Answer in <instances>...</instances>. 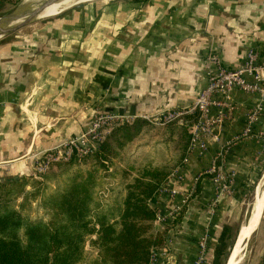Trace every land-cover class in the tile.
Masks as SVG:
<instances>
[{
	"label": "crops",
	"instance_id": "1",
	"mask_svg": "<svg viewBox=\"0 0 264 264\" xmlns=\"http://www.w3.org/2000/svg\"><path fill=\"white\" fill-rule=\"evenodd\" d=\"M76 6L37 31L0 37V178L32 174L37 157L79 136L96 111L145 115L190 106L207 84L205 57L211 48L232 67L250 47L264 48V0H107ZM232 96L239 109L225 123L221 140L209 141L203 154L193 153L178 183L185 192L202 173L182 218L156 220L166 231L159 264H195L205 235L211 261L224 225L264 165V139L243 134L248 107L258 96L240 89ZM216 155L234 175L231 193L217 200L213 176L203 172ZM171 204L169 196H158L161 213ZM257 232L248 264L264 262V221Z\"/></svg>",
	"mask_w": 264,
	"mask_h": 264
},
{
	"label": "trees",
	"instance_id": "2",
	"mask_svg": "<svg viewBox=\"0 0 264 264\" xmlns=\"http://www.w3.org/2000/svg\"><path fill=\"white\" fill-rule=\"evenodd\" d=\"M198 117L194 113L168 124L170 135L181 140L179 156L173 162L159 165L148 161L138 167L128 164L127 168H117L124 188V194L117 197L99 195L104 183L101 171H109L116 154L107 139L92 154L96 162L90 169L79 165L88 156H74L59 163L58 172L45 173V181H34L29 190V176L0 178V264H150L153 249L165 240L154 228L160 188L183 164L191 142L189 127ZM134 124L139 131L149 125L144 120ZM127 126L114 129L125 130ZM48 181H55L54 187ZM38 197L36 209L45 210L46 218L30 215L32 202ZM228 234L226 224L213 264H226ZM91 235H96L91 238L96 254L86 250Z\"/></svg>",
	"mask_w": 264,
	"mask_h": 264
},
{
	"label": "built area",
	"instance_id": "3",
	"mask_svg": "<svg viewBox=\"0 0 264 264\" xmlns=\"http://www.w3.org/2000/svg\"><path fill=\"white\" fill-rule=\"evenodd\" d=\"M207 84L200 91L195 101L188 107L167 109L156 114L145 115H117L114 113L94 114L92 123L79 136L66 140L62 144L45 151L36 158L35 169L39 173L47 172L51 166L68 162L74 156L85 157L93 154L99 144L111 133L115 126L130 124L139 119L153 124L165 125L186 115L198 113L199 117L191 128V142L183 164L178 166L160 188V194H165L172 199L171 206L165 213L158 210V221H167L181 214L187 205L190 196L195 192L196 183L202 173H198L194 184L187 191L178 187V183L186 177L187 167L191 155L197 151L203 154L209 147V141H220L225 123L234 118L239 109L232 93L240 89L249 94L258 96V99L249 105L247 110V126L244 135H256L264 139V48L250 47L242 63L237 67L227 65L221 55L211 48L205 57ZM255 132V133H254ZM240 136H237L238 139ZM220 155H216L209 167L203 171L213 176V181L218 187V196L231 193L233 173H228L219 165ZM215 200V201H216ZM215 201L210 210L215 208ZM207 236L200 241L196 264H202L207 253ZM150 264H159L165 253L156 247L152 251ZM264 264V263H263Z\"/></svg>",
	"mask_w": 264,
	"mask_h": 264
},
{
	"label": "rangeland",
	"instance_id": "4",
	"mask_svg": "<svg viewBox=\"0 0 264 264\" xmlns=\"http://www.w3.org/2000/svg\"><path fill=\"white\" fill-rule=\"evenodd\" d=\"M22 1L23 0H0V17L13 11ZM93 1H107V0H93ZM90 2L92 1L85 2L82 4L87 5ZM76 7L77 6L67 9L66 12L62 13L60 16L71 15L73 13V10ZM47 16L48 14H46L44 17L36 18L34 21L19 28L15 32L23 33V32H29V31H37L42 26H46L45 24L47 23V21H49L50 18L54 17V16H50V17H47ZM96 112H101V111H96ZM101 113H105V112H101ZM139 120H142V119H139ZM134 123L135 122L128 124L125 130L113 129L106 138L107 141H110L112 145L114 146V149L116 150V154L112 155L113 164L108 162L110 165L109 171H104V170L101 171V174H103L104 176L103 177L104 183L102 187L99 188V195H101L102 198L103 197L105 198L106 197H109V198L117 197V196L124 194L123 178L121 177V173L119 172V170H117V168L118 169H121L124 167L127 168L128 164H133L138 167L148 161H152L155 164L162 165L167 162H173L179 156V146L181 145V140L178 135H174V136L170 135V132L168 130V124H170L171 122L165 125H159V124H153L147 121V123L151 126L148 125L147 129L140 130V131L138 129V126H136ZM117 126H115L114 128H116ZM190 128L191 127H189V133H190ZM95 162L96 160L94 156L91 154L87 158H84L82 161H80L79 165L84 169H90ZM59 169H60L59 164H56V165L51 166V168L45 173L58 172ZM263 172H264V168L262 166L260 173L256 175V178L253 180V182L250 183L246 187L245 197L238 204V207L234 209L233 214L230 216V219L227 223L229 225V234H228L229 236L224 246V252L231 251V248L234 244L233 242L236 240L235 238L237 237L240 227L245 223L249 225L248 221H250V218L254 211L253 210L255 206L254 204L259 202V204L261 205L262 200H263L262 205L264 204V193H262L261 196L257 198L258 200H256V191L258 189V186L262 182L261 178H262ZM45 173H39L35 169V164H34V169H33L32 174L26 175V176H29V186L27 189L28 190L33 189L35 185L34 181L36 180L45 181V177L44 178L42 177ZM130 178L131 176L128 179ZM48 182H49L48 183L49 185L54 187L55 181H48ZM39 198L40 197L33 200L32 209L30 210V215L31 217H35L37 216V214H39L46 218L47 215L45 214L46 213L45 210L41 208H39V210L36 209ZM21 200H22V197L18 199V202H20ZM260 205L258 207V204H257L255 208L256 216L253 220L251 230L254 226H256L258 222L257 217L262 209V205L261 207ZM183 213L184 211L175 217L177 221H179L182 218ZM262 221H264V211H263L261 221L260 223H258L256 227L257 228L256 231L250 236L247 246H245L244 248V258L240 264H248L251 253H252L253 244L255 242V238L258 233L257 231L261 227ZM161 222H164V224H168V222H170V219H167V221H161ZM157 227L159 226L156 224V221H155L154 222L155 230L165 236V240L161 245L158 246L159 248L166 244V233H165L166 231L165 229L160 230ZM251 230H250V233H251ZM91 238H96V235H91L90 237L87 238L86 250L92 251L91 253L96 254L95 249L92 248V245H91ZM213 261H214V257L211 259V261H209V253H208V247H207V253L205 254V260L202 264H208V262H210V264H213ZM221 261H223V256L220 258V262ZM263 263L264 262H262L261 264Z\"/></svg>",
	"mask_w": 264,
	"mask_h": 264
},
{
	"label": "bare ground",
	"instance_id": "5",
	"mask_svg": "<svg viewBox=\"0 0 264 264\" xmlns=\"http://www.w3.org/2000/svg\"><path fill=\"white\" fill-rule=\"evenodd\" d=\"M29 2H32L34 3V5L32 6L31 10L35 9V7H37V5H39L41 3L42 0H27ZM89 1H93V0H62V1H59L58 3H55V4H52L50 6H48L41 14L39 17H44L46 14H48L47 17H50V16H56V15H59L61 14L62 12L66 11L67 9L69 8H72L80 3H85V2H89ZM2 20H0V25H1ZM264 193V175H263V179H262V182L261 184L258 186V189L256 191V200H258L257 198H259L261 196V194ZM255 200V201H256ZM262 202L263 200L261 201V205H262ZM258 204V207H259V202L254 204V208H253V213H252V216L250 218V221L249 222V225H247L246 223L242 225V227L240 228L239 232L241 231L240 233V237L238 239V241L235 243V247H234V251L232 253V256L229 260V264H240L243 260V254H244V248L246 246V240L249 238V233H250V230H251V227H252V223H253V220L255 218V211H256V206ZM260 205V207H261ZM257 207V208H258ZM264 211V210H263ZM263 211L261 209L260 213L258 214V219L257 221H261V218H262V215H263ZM256 226H254L251 230L252 233H254L257 229L255 228ZM255 228V229H254ZM254 229V230H253ZM242 258V260H241Z\"/></svg>",
	"mask_w": 264,
	"mask_h": 264
},
{
	"label": "water",
	"instance_id": "6",
	"mask_svg": "<svg viewBox=\"0 0 264 264\" xmlns=\"http://www.w3.org/2000/svg\"><path fill=\"white\" fill-rule=\"evenodd\" d=\"M62 0H42L35 9L31 10L34 3L29 2L27 0H23L13 11L7 13L6 15H3L0 17V20H2L3 23L0 25V37L13 33L19 28L29 24L30 22L34 21L36 18H39L40 14L50 5L58 3ZM264 175V174H263ZM256 230V229H255ZM240 232H238L236 240L231 248L230 254L228 256V259L226 261V264H229V260L232 256V253L234 251L235 243L238 241L240 237ZM253 233H251L252 235ZM250 235V236H251ZM246 240V246L250 239ZM244 258V254L243 257ZM241 258V260H242Z\"/></svg>",
	"mask_w": 264,
	"mask_h": 264
}]
</instances>
